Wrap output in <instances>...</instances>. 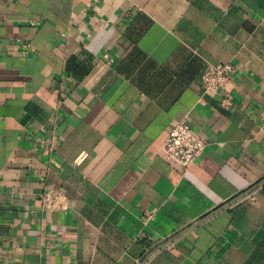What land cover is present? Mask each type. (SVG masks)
I'll return each mask as SVG.
<instances>
[{
    "label": "crops",
    "instance_id": "1",
    "mask_svg": "<svg viewBox=\"0 0 264 264\" xmlns=\"http://www.w3.org/2000/svg\"><path fill=\"white\" fill-rule=\"evenodd\" d=\"M0 264H264V0H0Z\"/></svg>",
    "mask_w": 264,
    "mask_h": 264
},
{
    "label": "built area",
    "instance_id": "2",
    "mask_svg": "<svg viewBox=\"0 0 264 264\" xmlns=\"http://www.w3.org/2000/svg\"><path fill=\"white\" fill-rule=\"evenodd\" d=\"M232 71L230 64H207L200 77L201 94L218 91L230 80ZM221 104L226 106L230 102L225 98ZM205 145V138L186 119H181L168 131L161 150L179 166L187 169L202 153Z\"/></svg>",
    "mask_w": 264,
    "mask_h": 264
}]
</instances>
